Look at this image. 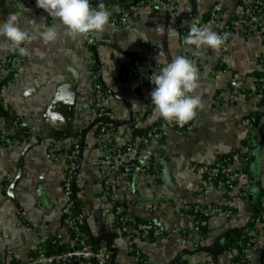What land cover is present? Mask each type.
I'll return each mask as SVG.
<instances>
[{"label": "crops", "instance_id": "crops-1", "mask_svg": "<svg viewBox=\"0 0 264 264\" xmlns=\"http://www.w3.org/2000/svg\"><path fill=\"white\" fill-rule=\"evenodd\" d=\"M167 1L177 7L172 14L145 6L129 12L122 26L109 20L97 35L110 42L98 43L93 50L84 37L75 41L65 37L59 22L49 20L34 7L33 0H0V22L15 13L20 26L30 33L33 19L47 26L55 24L61 33L55 43L26 41L22 46L28 49L27 55L0 47L1 98L10 111L8 124L0 121V131L12 136L11 144L0 145V264L27 261L45 241H54L63 249L71 243L61 214L66 200L62 152L73 139L81 145L73 181L75 214L93 245H112L115 264H230L233 241L254 230L256 248L249 264H260L264 224L259 229L255 225L248 228L264 189V99L255 97L251 82L262 71L264 30L249 31L238 21L246 14L240 0ZM90 4L93 8L111 6L112 11L120 7L112 0H90ZM214 5H218L215 20L208 26L217 32L229 23L232 32L219 50L196 49L202 66L196 94L203 107L197 110L191 128L183 131L150 113L153 105L146 78L162 66L158 59L170 60L176 55L191 59L195 47L182 46L179 39L169 41L167 29L180 33L196 21L207 20ZM158 27L164 28L163 35L158 34ZM3 40L0 37V43ZM14 56L21 61L14 66L4 63ZM135 59L141 61V86L135 78L121 76V69L131 67ZM93 62L106 94L105 106L111 112L107 133L100 132L99 122H93L90 115L94 90L89 67ZM10 68H14L13 75ZM232 77L243 78L239 83L243 92L234 97L229 96ZM219 91L226 93L218 101ZM251 116L254 121L247 129L240 122ZM158 122L161 136L152 138L144 148L149 172L126 174L119 165L109 170L96 165V158L110 152L109 141L138 139ZM16 131L27 133V138L17 136ZM35 135L41 136L40 141L25 149ZM51 145L56 159L49 155ZM235 149L248 157V180L243 193L239 194L242 185H238L228 196L233 215L220 219L215 216L221 207L220 192L214 184H205L192 165L210 163ZM133 156L127 153L124 160ZM18 168L20 176L13 184ZM107 173L111 200L123 208L119 216L105 213L110 203L100 198ZM198 202L203 206L204 226L193 224L197 216L192 206ZM141 221L160 224L163 234L135 237V225ZM177 229L184 233L175 232Z\"/></svg>", "mask_w": 264, "mask_h": 264}, {"label": "built area", "instance_id": "built-area-1", "mask_svg": "<svg viewBox=\"0 0 264 264\" xmlns=\"http://www.w3.org/2000/svg\"><path fill=\"white\" fill-rule=\"evenodd\" d=\"M117 1V0H112ZM245 8V13L238 21L244 25V27L248 28V30H256L257 32L264 30V0H240ZM131 3L126 9H121L119 7V11L121 14L119 18L114 16H110V21L113 24L122 23V25L126 22V18L129 12L145 6H150L151 8L161 9L165 11L167 14H172L176 10V5L167 0H138V1H130ZM33 5L36 9L42 10L36 6L35 0H33ZM107 10L113 12L111 10V6L105 7ZM218 9V5H214L210 11V16L207 20L200 22L201 26L210 25L214 23L215 15ZM45 12V11H44ZM46 13V12H45ZM47 17L48 14L46 13ZM259 15L262 18H259ZM49 20H53V18L48 17ZM189 28L186 30H182L179 33V42L183 45V38L187 35ZM232 32V28L229 23L223 24L216 33L221 36L228 37ZM86 43L88 45L96 44V43H104L108 44L110 42L109 39L104 37H99L98 35H89L84 37ZM148 46L142 40V48L146 49ZM195 65L197 66L199 73L202 71V66L198 62L197 50L194 48L193 55L191 57ZM19 61H21L20 57L14 56L6 59L4 63L9 64V66L16 65ZM140 70H141V61L139 59H135L132 62L131 67L128 69H121L122 78L132 77L135 78L138 84L142 85V80H140ZM262 71H264V56L262 57ZM10 72L14 74V68H10ZM89 73L92 78L93 84V101L91 104L90 115L92 120H98L99 122V130L101 133H107L110 129V117L111 112L105 106V98L106 94L98 80L97 73L89 67ZM154 74L150 72L146 78V84L149 86L150 90L155 87L149 80V77ZM251 82L254 88L255 97L259 100L264 99V75L260 77H252ZM243 78L232 77L230 79L229 91L230 97H234L239 93L243 92L242 87L240 86V81ZM4 85L0 86V109L4 110L8 115L10 114L9 108L6 103L1 98V91ZM225 91H219L216 94V99L219 101L223 96H225ZM153 108L151 109V114L153 115ZM12 118V117H11ZM14 120V119H13ZM0 121L4 124H8V119L6 117L0 115ZM16 121V120H14ZM254 118L245 117L241 120V125L245 128H251L253 124ZM174 124L177 128L187 131L191 128L192 122L185 124L184 126L177 125L174 121L170 122ZM161 136V132L158 126H154L151 129L147 130L141 137L138 139H126L119 143H113L109 141V153L104 157H98L95 160L96 165L99 167H106L108 170L115 165L121 166L123 171L126 174H131L134 171L141 172H149V161L148 156L145 154V146L152 138H159ZM12 143V139L6 134L5 130L0 131V145H8ZM81 145L78 139H73L71 141L70 146L62 152V156L65 160V172L64 178L62 182L63 193L66 197L65 203L62 207V224L67 230L71 243L64 249H58L56 251H48L46 248V241L42 242V244L38 245L28 260L25 262H13L8 264H72L76 261H85L89 262L90 259H94L93 264H110L111 259V251L106 247H96L94 248L91 243L86 239V236L80 229V221L74 212V192H73V181L74 174L77 168V160L80 154ZM49 155L52 159L57 158V154L55 152V148L51 145L48 149ZM127 153H133V159L124 160V156ZM248 157L244 155V153L240 149L233 150L232 154L228 158H216L210 163H194L192 166L196 169L199 177L204 180L205 184H214L217 190L221 194V207L216 213V217L220 219L230 218L234 210L229 202L228 196L235 192L238 185H242V189L240 193H243L245 188V183L248 180ZM102 180V188L100 198L103 202H109L110 206L104 208L105 213H113L115 216H119L123 213L122 206L115 204L111 200V187L110 180L107 177ZM259 207L260 210L258 214L254 217V225L255 229L260 228L264 224V195L260 196L259 199ZM193 214L197 216L196 220H194V226H204L206 225V220L201 217L203 206L200 202L194 204L192 206ZM175 232H182L184 230H174ZM164 232L163 227L152 221H141L137 222L135 225L134 234L135 237L140 239H148L150 237H157L162 235ZM250 238L246 240L244 243L239 244V248H233V255L238 259L232 260L230 264H249L251 252H253L254 248H256V240L257 234L254 230L252 233L249 232ZM132 236V234H131ZM52 243H55L52 241Z\"/></svg>", "mask_w": 264, "mask_h": 264}, {"label": "clouds", "instance_id": "clouds-1", "mask_svg": "<svg viewBox=\"0 0 264 264\" xmlns=\"http://www.w3.org/2000/svg\"><path fill=\"white\" fill-rule=\"evenodd\" d=\"M36 6L43 9L48 17L58 21L63 29V35L77 40L89 35L102 33L109 25L111 13L100 4L93 8L90 0H35ZM31 33L20 26L19 17L9 13L7 19L0 22V37L4 40L0 47L11 51H18L20 55H27L28 49L22 45L28 41L40 39L44 44L55 43L61 33L57 26H47L32 20ZM164 28L158 27V34H164ZM169 41L179 39V33L169 27L167 29ZM226 37L212 31L210 26H201L199 21L192 23L187 35L183 38V45L219 50ZM158 70L149 77L155 87L150 92L151 104L156 118L167 122H175L179 126L194 120L197 110L203 107L200 95L196 94L199 87V70L192 59L184 55L173 56L170 60L157 61Z\"/></svg>", "mask_w": 264, "mask_h": 264}, {"label": "trees", "instance_id": "trees-1", "mask_svg": "<svg viewBox=\"0 0 264 264\" xmlns=\"http://www.w3.org/2000/svg\"><path fill=\"white\" fill-rule=\"evenodd\" d=\"M130 1H138V0H117V1H113L112 4H117L121 7V9H126L129 4L131 3ZM112 16L116 17V18H119L120 14H121V11H113L111 12ZM210 16V11H208V14L206 15V19H208ZM118 26H122V23H117ZM98 44V43H96ZM91 68L94 70V72L97 73V70H98V66H96V64L93 62L91 64ZM261 75H264V71H258L257 73H255V75H253L254 77H260ZM0 115L1 116H4L6 117V119H9L10 120V117L9 115L2 109H0ZM162 120V119H161ZM159 122L156 124V126H159ZM19 130V129H18ZM22 131H25V129H22ZM16 135L17 136H20L22 139H26L27 138V133L23 132L21 133L20 131H16ZM12 138V136H10ZM233 150L227 154H224V155H221L220 158H228L231 156ZM244 155H246V153H244ZM262 196L264 195V189L262 191ZM76 196V195H75ZM74 201L76 203V197H74ZM75 206H74V212L76 213V210H75ZM260 210V207H259V204H258V208L256 209V211L254 212V215H253V219L251 220V223H250V227L248 228V230L252 229L253 226H254V217L258 214ZM80 221V219H78ZM80 229L81 231L84 233V235L86 236V239L91 243V241L89 240V238L87 237V234H86V227L84 226L83 223L80 222ZM250 234L248 232H245V234L243 235L240 234L234 241L233 243L231 244V248H239V244L240 243H244L246 240H248L250 238ZM91 245L96 248L98 246L96 245H93L91 243ZM46 248L48 249V251L52 252V251H56L58 249H63L60 245L56 244V243H52L51 240L49 241H46ZM238 259L236 256H232L231 258V261L232 260H236ZM73 264V263H72ZM244 264H247V263H244Z\"/></svg>", "mask_w": 264, "mask_h": 264}, {"label": "water", "instance_id": "water-1", "mask_svg": "<svg viewBox=\"0 0 264 264\" xmlns=\"http://www.w3.org/2000/svg\"><path fill=\"white\" fill-rule=\"evenodd\" d=\"M91 48H92L93 50H95V48H96V44H92V45H91ZM94 56H95V58L97 59V55H96V53H94ZM97 62H98V60H97ZM65 122H66V121H65ZM93 122H98V120H93ZM67 125H68V124H67ZM34 137H36V138H34ZM40 139H41V136H40V135H35V136H33V137L31 138V140L28 142V144L26 145L25 149H26L28 146H30V145L36 143V141H40ZM19 165H20V164H19ZM19 176H20V168H18V170H17V173H16L15 178H14V180H13V184L17 181V179H18ZM13 184H12V185H13ZM12 185H11V186H12ZM73 192H74V193H73V194H74V197H76V196H75V191H74V190H73ZM89 239H90V238H89ZM90 241H92V240H90ZM91 243H94V242L92 241ZM106 247L108 248V250L111 251L110 264H115V262H114L115 254H114V252H113V247H112V245L108 243ZM89 262H90V264H93V263H94V259H93V258L90 259ZM260 264H264V248H262V250H261V254H260Z\"/></svg>", "mask_w": 264, "mask_h": 264}]
</instances>
